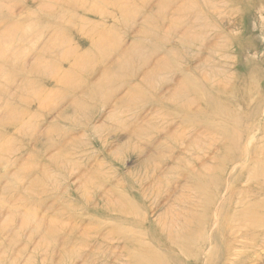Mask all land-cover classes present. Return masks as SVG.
Instances as JSON below:
<instances>
[{
  "label": "rangeland",
  "instance_id": "374dc122",
  "mask_svg": "<svg viewBox=\"0 0 264 264\" xmlns=\"http://www.w3.org/2000/svg\"><path fill=\"white\" fill-rule=\"evenodd\" d=\"M150 263L264 264V0H0V264Z\"/></svg>",
  "mask_w": 264,
  "mask_h": 264
},
{
  "label": "bare ground",
  "instance_id": "6f19581e",
  "mask_svg": "<svg viewBox=\"0 0 264 264\" xmlns=\"http://www.w3.org/2000/svg\"><path fill=\"white\" fill-rule=\"evenodd\" d=\"M1 49H2V48H1ZM2 60H3V59H2ZM17 70H18V69H17ZM26 71H27V70H26ZM28 71H29V70H28ZM28 71H27V72H28ZM11 72H12V71H11ZM15 72H17V71H15ZM5 73H6V72H5ZM14 77H16V74H15ZM22 77H23V76H22ZM16 80H17V79H16ZM24 81H25V80H24ZM25 82H26V81H25ZM260 188H261V186H260ZM240 192H241V191H240ZM257 192H258V191H257ZM259 192H260V191H259ZM259 192H258V193H259ZM191 204H192V203H191ZM216 204H217V203H216ZM258 205H259V204H258ZM192 206H193V205H192ZM194 206H195V205H194ZM244 211H246V210H244ZM244 211H243V212H244ZM252 212H253V211H252ZM252 212H251L250 214H253ZM254 214H257L256 211H255ZM214 216H215V215H214ZM239 216H240V215H239ZM239 216H237V217H239ZM255 216H256V215H255ZM256 217H257V216H256ZM216 218H217V215H216ZM239 218H240V217H239ZM251 218H252V217H251ZM253 219H254V217H253ZM237 220H238V219H237ZM250 221L253 222V220H250ZM250 221H249V223H250ZM256 221H257V219H256ZM215 223H217L216 220H215ZM254 223H255V222H254ZM255 224H256V223H255ZM255 224H254V225H255ZM209 226H210V225H209ZM220 235H221V234H220ZM205 239H206V238H205ZM212 239H213V238H212ZM203 240H204V239H203ZM200 247H201V245H200ZM210 260H211V259H210ZM150 264H151V263H150Z\"/></svg>",
  "mask_w": 264,
  "mask_h": 264
}]
</instances>
